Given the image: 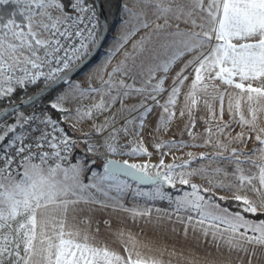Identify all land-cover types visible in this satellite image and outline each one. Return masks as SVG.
Segmentation results:
<instances>
[{
  "label": "snow or ice",
  "instance_id": "1",
  "mask_svg": "<svg viewBox=\"0 0 264 264\" xmlns=\"http://www.w3.org/2000/svg\"><path fill=\"white\" fill-rule=\"evenodd\" d=\"M121 11L126 30L96 66L107 73V78H100L99 88L91 84L84 88L71 79L70 73L83 68L102 45L94 3L0 0V102L8 100L12 109H3L0 115L16 116L12 124L0 123V264H165L160 257L139 251L130 232L112 231L109 221H104L124 249L122 255L100 237L98 225L93 228L87 218H78L79 213L91 210L93 205L122 208L119 200L131 185L120 176L156 186L152 192L137 191L138 196L168 200L176 205L177 213L196 212L199 219L193 228L226 246L229 256L223 264H233V260L236 264H264V220L245 215L264 212V127L259 126L264 118V0H131V6L129 0H122ZM141 30L145 34L133 43L132 51L126 52L124 60L107 72L115 55ZM178 64L179 71L165 87ZM189 76L192 81L184 94L188 114L202 102L215 119L214 105L218 104L222 119L227 98L232 121L249 128L247 136L242 131L233 139L247 146L254 136L256 144L249 151L232 148L228 152L227 145L217 140L219 151L201 153L196 158L217 167L192 169L187 176L184 172L177 174L176 169H185L190 162L164 165L161 161L159 167L167 171L152 175L147 170L155 166L110 158L103 165V175L92 170L95 159L88 161L87 166L83 157L77 163H69L78 141L64 133L60 122L44 111L37 115L34 110L26 115L12 103L21 90L25 93L21 104H40L46 99L44 93L50 95L62 85L66 87L48 101L47 107L68 115L71 113L64 104L69 99L99 95V101L89 108L76 109L80 120L111 112L119 103V111L138 115L125 118V124L117 127L113 113L102 123L93 124L101 143H88L92 133H84L81 142L87 145L88 153L95 154L103 148L105 154H124L123 148L117 147L119 140L131 131L142 130L144 117L153 106L162 107L168 114L167 119H160L161 125L167 127L175 116L171 109L178 103ZM29 86H35L38 93L28 95ZM164 94L167 100L161 105L159 98ZM137 97L138 105L125 106L126 100ZM184 114L180 112L181 116ZM26 126L27 131L17 134L18 128ZM228 128L229 123L217 125V135H223ZM33 131L39 135L30 136ZM207 131L209 139L205 143L210 145L212 129ZM29 139L34 144L25 143ZM137 153L147 154V149L137 145L129 155ZM221 164L225 166L220 167ZM88 172L90 180L85 183L84 175ZM193 175H200L213 188L225 191L246 187L257 196L259 204L247 196L235 195L239 210L230 211L218 202L226 197H216L214 191L191 183L189 177ZM229 177L230 182L225 183ZM177 182L188 185L191 192L173 198L162 190L164 183L174 188ZM113 190L117 195H110ZM124 210L133 219L151 215V209ZM176 219L192 224L195 218L177 215Z\"/></svg>",
  "mask_w": 264,
  "mask_h": 264
},
{
  "label": "rangeland",
  "instance_id": "2",
  "mask_svg": "<svg viewBox=\"0 0 264 264\" xmlns=\"http://www.w3.org/2000/svg\"><path fill=\"white\" fill-rule=\"evenodd\" d=\"M114 28V27H113ZM113 30V29H112ZM112 32V31H111ZM111 35V33H110ZM104 48V47H103ZM101 54V53H100ZM99 54V56H100ZM98 56V57H99ZM97 60V59H96ZM95 60V61H96ZM94 61V62H95ZM177 71H179V68H177ZM87 69V68H86ZM84 70L77 76L76 78L73 79L76 83L80 84L82 87L87 88L88 87V81H87V70ZM175 75H169V78L165 81V87H168L172 80L171 77ZM192 76H189L188 80L185 82L182 90H181V95L179 98L178 103L174 108L171 110L175 112V116L172 117L167 124V127L165 128L163 125L160 123L161 116H163L165 119L168 118V114L164 113L163 108L159 106H153L152 112L148 113L146 117H144L145 120V125L142 128L141 131L137 134L136 138H130L129 135L127 136V139L125 143H123V139H120L117 147H122L124 154L120 153H107L105 154V150L103 148H100L97 153H88L87 152V145L83 142L84 135L74 133L71 129V126L67 123V119L69 117L68 113H61L58 110H53L50 107L47 109L49 112H54L58 113V118L61 119V122L65 126H67L69 129H71L72 134L74 137H77L79 139L77 146L73 148L74 152V157L73 163H77L82 157L85 159L86 166L87 162L95 159L96 163L91 165V168L93 171H96L100 175H103V165L106 161V158H110L112 156H117L121 158H127L132 161V163L135 164H146V165H152L155 167L149 168L147 171L149 172L150 175L154 174L155 172L159 171L161 173L167 171L166 168L159 167L161 164V161H163L164 165H169V164H182L185 162H190L188 167L185 169H176V173L179 174L180 172H184L185 175L187 176V173L191 171L192 169H200V168H205V167H211L215 168L217 165L215 163H208L199 159H196L197 157L200 156L201 153H209V154H215L218 149L216 147V142L217 140L221 141L224 145H227L228 152L231 151L232 148H239L243 149L244 151H249L252 149L256 141L254 139V136L251 140L248 141L247 146H245L243 143H238L236 142L233 138L237 136L240 132H244L245 136L248 135L249 133V128L248 127H241L239 124L235 123L232 121V117L229 115L227 111V103L228 99H225V111L223 114V118L220 119V113H219V105L216 104L214 105L217 108V114L216 118L214 119L210 113L209 109L203 105V103H199L192 111L191 115L188 114L187 110L185 109L184 106V94H186L189 90V85L191 84ZM87 85H84V84ZM101 84H97L96 87L99 88ZM64 87L57 91L51 99H53L57 93H59ZM232 91V90H230ZM100 99L99 95H94V96H89L84 99H76L72 100L69 99L68 101L65 102L64 107L67 108L68 110L74 111L77 108V100L78 102H81L83 104L79 108L81 110L89 108L91 105L94 103L98 102ZM160 99V104L163 105L165 104L167 100V94H164L162 98ZM232 99L233 102L236 99V93H232ZM50 100V99H49ZM75 101L76 104L73 105L72 102ZM140 101V98L137 97L135 99L131 100H126L125 101V106L130 107L133 104L138 105ZM71 102V103H70ZM151 104V102H149ZM42 105L45 106V108L48 105V101L43 103ZM246 108V106H244ZM121 108V105L117 103L111 110V112H106L103 115L99 117H95L94 119H88L85 118L83 120H80L77 118L76 114L72 116V118H75V121L77 123V126L79 128L83 129H89L91 131L92 138L88 141L90 144H97L101 143L102 140L97 136L94 132L93 129V124H100L102 123L106 118L110 117L113 113L116 114V120H117V127L123 126L125 124V118H131L132 116L138 115L137 113H131L127 111H119ZM184 111L185 114L183 116L180 115V112ZM26 114V113H25ZM27 115V114H26ZM64 115V117H63ZM245 115H247V112L245 111ZM16 120V116L12 117L9 121H7V124H12ZM123 120L122 122H120ZM224 123H229V128L225 129V133L223 135H217L216 133V127L217 125L223 126ZM260 127H264V118L259 122ZM129 129L133 128V125H128ZM208 128L212 129V135H211V141L212 143L210 145H206V140L209 139V133L207 131ZM25 129H17V134L24 132ZM110 131V129H109ZM12 135V134H10ZM108 135V132L104 133V136L106 137ZM132 136V135H131ZM231 141V142H229ZM137 145H139L142 148L147 149V154H141L137 153L135 155H129V153L132 152L133 148H136ZM157 145H160L157 147ZM228 152H225V155H228ZM191 154V155H189ZM220 167H224V164L219 165ZM228 171L231 172V165L227 166ZM91 173H85L84 175V182L88 183L90 180ZM221 179L223 178L222 176L220 177ZM123 180L122 178H120ZM191 183H195L197 185H201L204 188H208L210 191H214V193L217 196H223L226 197L227 199H234L235 195H239L241 197L247 196L249 199L256 201L257 204H259V200L257 199V196L248 190L246 187L243 189H236L233 188L232 191H225L221 190L219 188H213L212 184L208 183V180L206 179H201L200 175H193L189 177ZM125 180V179H124ZM231 180V177L226 179L224 182L229 183ZM128 181V180H127ZM129 185L131 187L122 195V197L119 200V203L123 206L126 202H129V205L131 207H136V204H133L137 200H143V203L146 202H155V201H166L169 202L168 200H149L144 196H138L135 193L137 191H143L141 190L138 184L133 183L128 181ZM215 181H213V184ZM168 188L171 187L168 183H166ZM177 185H182L179 182L176 183ZM174 187V188H175ZM156 186H152L149 189L143 191V192H152L155 191ZM173 188V187H172ZM162 190H168L165 189V187H162ZM191 192V191H190ZM110 195H117L115 191L113 190ZM226 199V200H227ZM141 203V201H138ZM109 204H112L114 202L108 201ZM170 203V202H169ZM172 205V208L175 210L176 205L174 203H170ZM126 205V204H125ZM140 207V206H139ZM159 209L165 212H168L169 214L173 216L179 215L180 217H187L186 214H190L192 211H187V210H181L180 213H177L176 211H170V210H164L160 208H155V207H150L149 209ZM258 212H262L261 210H258ZM196 214V212L191 213ZM197 220V219H195Z\"/></svg>",
  "mask_w": 264,
  "mask_h": 264
},
{
  "label": "crops",
  "instance_id": "3",
  "mask_svg": "<svg viewBox=\"0 0 264 264\" xmlns=\"http://www.w3.org/2000/svg\"><path fill=\"white\" fill-rule=\"evenodd\" d=\"M129 6H131V0H129ZM123 18H125L124 14L120 11L119 19L117 20L110 37L107 39L100 56L86 69L88 71L87 83L91 84L93 87H96L97 84H101L100 78L102 76L105 79L107 78V73L103 72L96 66L102 62L106 50L113 47L122 31L126 30V28L122 26ZM160 23H163V21H160ZM181 27L185 26L181 25ZM144 34L145 30H141V32L133 36L132 39L124 45V48L115 55L111 64L107 67V72H111L112 68L115 67L117 63L124 60L125 53L131 52L133 43L139 40ZM180 66L181 65L179 64L176 65L177 68H180ZM94 68L95 71H90ZM176 72L177 69L174 66L170 75H175ZM78 101L79 100H77V108L83 105ZM72 104L75 105L76 102L73 101ZM70 113L71 115L66 119L74 133L82 135H84V133H91L89 129H83L82 127L79 128L77 126L75 118H72V116L76 114V110L71 111ZM140 131L141 130H139V132ZM137 134L138 131H131L129 136L134 139L137 137ZM99 138L101 137L99 136ZM110 158L122 162L128 161V163L132 164V161L127 158L117 156H112ZM157 210L159 209L153 208L151 209L150 216H141L133 219L129 212L125 211L124 208L93 205L91 210H85L84 212L79 213L78 218H87L92 223L93 228L98 225L100 228V237L108 241L111 246L120 251L122 255L124 254V249L112 234V231L116 229H123L126 232H130L138 242L137 249L139 251L146 255L158 256L165 262V264H223L228 258L229 253L226 246L221 244L219 240H213L212 235L209 234L205 237L199 228H193L192 225L195 224V219L192 221V224L186 222L181 223L176 219V216L162 210L158 212ZM164 213H167L168 215L165 216ZM168 216L171 218L169 219ZM104 221H109L112 231L109 230V225L104 224ZM185 228L188 229L187 233L185 232ZM140 245H147V247L142 248ZM217 245L220 246L217 247ZM233 255H235V253H233ZM245 260H247V257H245ZM233 264H236L235 260H233Z\"/></svg>",
  "mask_w": 264,
  "mask_h": 264
},
{
  "label": "trees",
  "instance_id": "4",
  "mask_svg": "<svg viewBox=\"0 0 264 264\" xmlns=\"http://www.w3.org/2000/svg\"><path fill=\"white\" fill-rule=\"evenodd\" d=\"M91 2L94 3V0H91ZM102 2H103V6L105 8V12H106V15H107V18H108L109 29H110V33H111V31H112L113 27L115 26L117 20L119 19V15H120V11H121V2H122V0H102ZM109 37H110V34L107 37V39ZM102 49H101V51H102ZM101 51H100V53H101ZM99 54H98V56H99ZM98 56L95 58V60L98 58ZM62 86L59 87L58 89H56L55 92H52L50 95L46 96V99H44L40 104L31 106L29 108H22L19 111H22V112H24L26 114H30L34 110L36 112L46 111V112H48L50 114V116L52 118H54L55 120H58L60 122L61 126L63 127V129L65 130V132L67 134L71 135L72 134L71 129H69L67 126H65L63 124V122H61V119L58 118V113H54L53 111L52 112H49L47 110L49 108L48 107L45 108V106L42 105L43 103L49 101V99H51L52 96L57 91H59L62 88ZM40 87H43V84H41ZM37 92H38V89L35 86H29V88H28V95H33V94H36ZM24 99H25V93H24V91L18 90L16 92V94L14 95V97L12 98V103L16 104V103H19L21 100H24ZM9 106H11V105H10V103H9L8 100H5L3 102H0V112H2L3 109L8 108ZM12 117H14V115H10L9 117H7L1 123H6ZM71 136H73V135H71ZM139 188L141 190L145 191V190L149 189L150 187H148V188L139 187ZM190 191H191V188H189L188 185H177V187H175V188L169 187L168 190H165L164 192L170 194L173 198H175V197L183 196L184 193L190 192ZM201 194H204V193H201ZM215 196L216 197H219L216 194H215ZM138 201H141V203L138 202ZM218 202L221 204L222 207L228 208L230 211L235 212V211H238L239 210V202L235 201L234 199H227V200L218 201ZM125 204L122 207L124 209L144 210V209H149L150 207L151 208L152 207H155V208H160V209L170 210V211H173L174 210L172 208V205L169 202H166V201H163V202H160V201L149 202L148 201L146 203H143V200H137L136 201V199H135V202H133V204H136V207H134V208L131 207V206H127V205H129V202H126ZM191 213H193V211ZM190 214H186L185 213L184 215L189 216ZM245 215L249 219L264 220V212H257V214L246 213ZM191 216L194 217L195 219H199L198 214L197 215L196 214H192Z\"/></svg>",
  "mask_w": 264,
  "mask_h": 264
},
{
  "label": "water",
  "instance_id": "5",
  "mask_svg": "<svg viewBox=\"0 0 264 264\" xmlns=\"http://www.w3.org/2000/svg\"><path fill=\"white\" fill-rule=\"evenodd\" d=\"M94 5L95 7L97 8L98 10V13H99V17H100V21H101V34L103 35V42H102V45L101 47L97 50L96 54L92 57V59L86 64L84 65L83 68H81L79 71H76V72H72L70 73V77L71 79L73 80L74 78H76L77 76H79V74L81 72H83L86 68H88L95 60V58L98 56V54L100 53L101 49L105 46L104 44H106V41H107V37L109 36L110 34V29H109V23H108V18H107V15H106V12H105V8L103 6V2L102 0H94ZM59 88V87H58ZM57 88V89H58ZM38 93V92H37ZM52 93V92H51ZM45 97L48 96L49 94L48 93H44L43 94ZM16 108H18L19 110H21L22 108H29L31 107L32 105H29L28 103H24V104H21L20 102L19 103H16L15 104ZM9 110V112H11V106H9L7 108ZM9 117V116H7ZM6 117V118H7ZM4 116L0 115V123L2 121H4L6 119ZM111 159V158H110ZM116 160V159H114ZM116 161H119V160H116ZM106 162V161H105ZM121 163H123L122 161H119ZM120 178H123V179H127L128 181L130 182H133V183H136L138 184L140 187L142 188H148V187H152V186H155V185H152V184H141L139 183V181L137 180H134L130 177H125V176H120ZM163 186L165 187V189H168V186L166 183L163 184Z\"/></svg>",
  "mask_w": 264,
  "mask_h": 264
},
{
  "label": "built area",
  "instance_id": "6",
  "mask_svg": "<svg viewBox=\"0 0 264 264\" xmlns=\"http://www.w3.org/2000/svg\"><path fill=\"white\" fill-rule=\"evenodd\" d=\"M94 6H95V5H94ZM95 8H96V7H95ZM96 11H97V13H98L97 8H96ZM98 18H99V25H100V29H99V31L101 32V29H102V28H101V21H100L99 13H98ZM40 112H41V111H40ZM40 112H36L37 115H39ZM44 112H46V111H44ZM46 114L50 115L48 112H46ZM53 119H54V118H53ZM54 120H55V119H54ZM37 123H38V122H37ZM32 127L35 128V125H33ZM41 127H43V125H41ZM59 127L63 128V127L61 126L60 123H59ZM27 130H28V129H27V126H26L24 132L27 131ZM64 133L67 134V133L65 132V130H64ZM38 135H39V133H38V132H35V131H33V132L30 133V136H32V137H35V136H38ZM67 135L70 136L72 139L79 141V139H78L77 137L71 136V135H69V134H67ZM122 139H123V143H125V141H126V139H127V136H126V135L123 136ZM25 143H33V144H34V141H33L32 139H29V140H26ZM45 150L51 151L50 149H47V148H45ZM33 151H35V148H33ZM74 152H75V150H74ZM74 152H73V149H72V153H71V156H70V159H69V163H73V162H74V160H73Z\"/></svg>",
  "mask_w": 264,
  "mask_h": 264
}]
</instances>
